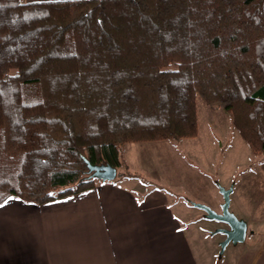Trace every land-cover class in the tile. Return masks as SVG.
<instances>
[{
	"label": "trees",
	"instance_id": "obj_1",
	"mask_svg": "<svg viewBox=\"0 0 264 264\" xmlns=\"http://www.w3.org/2000/svg\"><path fill=\"white\" fill-rule=\"evenodd\" d=\"M198 95L264 152V0H0V203L89 190L84 158L195 136Z\"/></svg>",
	"mask_w": 264,
	"mask_h": 264
},
{
	"label": "crops",
	"instance_id": "obj_2",
	"mask_svg": "<svg viewBox=\"0 0 264 264\" xmlns=\"http://www.w3.org/2000/svg\"><path fill=\"white\" fill-rule=\"evenodd\" d=\"M133 176L43 204L11 196L0 207V264H200L168 194ZM262 237L221 264H264Z\"/></svg>",
	"mask_w": 264,
	"mask_h": 264
},
{
	"label": "rangeland",
	"instance_id": "obj_3",
	"mask_svg": "<svg viewBox=\"0 0 264 264\" xmlns=\"http://www.w3.org/2000/svg\"><path fill=\"white\" fill-rule=\"evenodd\" d=\"M41 99L38 82L23 84L24 103ZM196 99L198 129L195 136L121 145V164L114 180L134 175L138 185L142 184L141 188L163 190L168 194L171 207L180 217L182 215L184 230L200 264L211 259L213 264H221L240 257L251 248L254 239L264 237V152L253 151L225 109L208 103L201 95ZM231 185L234 190L230 210L248 222L249 242L230 243L220 255L224 234L212 232L227 225L206 218L205 212L193 203H206L221 211L220 186ZM253 229L256 233L251 239Z\"/></svg>",
	"mask_w": 264,
	"mask_h": 264
},
{
	"label": "water",
	"instance_id": "obj_4",
	"mask_svg": "<svg viewBox=\"0 0 264 264\" xmlns=\"http://www.w3.org/2000/svg\"><path fill=\"white\" fill-rule=\"evenodd\" d=\"M84 160L87 164L89 172L91 173V177L102 181H111L117 177V167L113 166L112 164H93L87 158H84ZM233 190V185L229 187L220 186V191L223 196L221 211H217L206 203H193L196 207L202 209L205 212L206 218L217 220L227 225L226 227H219L212 232V234H224V239L220 242V255H223L226 247L230 243H242L246 240L248 235V222L230 210L231 194Z\"/></svg>",
	"mask_w": 264,
	"mask_h": 264
},
{
	"label": "snow or ice",
	"instance_id": "obj_5",
	"mask_svg": "<svg viewBox=\"0 0 264 264\" xmlns=\"http://www.w3.org/2000/svg\"><path fill=\"white\" fill-rule=\"evenodd\" d=\"M14 199L13 197H8L7 199H4L2 203H0V207H4L9 201Z\"/></svg>",
	"mask_w": 264,
	"mask_h": 264
}]
</instances>
